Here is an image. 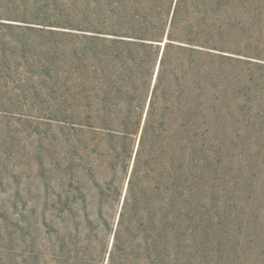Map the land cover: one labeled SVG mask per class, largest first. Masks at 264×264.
<instances>
[{
    "label": "trees",
    "instance_id": "obj_1",
    "mask_svg": "<svg viewBox=\"0 0 264 264\" xmlns=\"http://www.w3.org/2000/svg\"><path fill=\"white\" fill-rule=\"evenodd\" d=\"M261 7L0 0V174L14 123L34 124L43 188L0 264H264L257 238H207L222 134L264 108V63L229 54L264 59L238 40Z\"/></svg>",
    "mask_w": 264,
    "mask_h": 264
},
{
    "label": "rangeland",
    "instance_id": "obj_2",
    "mask_svg": "<svg viewBox=\"0 0 264 264\" xmlns=\"http://www.w3.org/2000/svg\"><path fill=\"white\" fill-rule=\"evenodd\" d=\"M259 2L262 7L259 10L253 8L256 21L250 22L247 27L252 32V39L247 42L244 33L238 40L242 41L244 50L248 43L252 50L258 49L261 56H264V0ZM229 54L264 63V59L252 55L244 57ZM247 66L246 63L241 64L243 73ZM252 66L249 64V67ZM262 109L259 101L255 100L254 103L235 106L237 119L233 121L230 133L227 135L226 129L222 134V180L218 181L220 189L215 198L217 204L211 210L218 218L223 212V222L210 227L213 234L207 236L224 238L225 241V238H231L232 245L238 244L241 239L257 238L256 244L260 243L261 247L256 249L257 254L264 250V189L261 187V184L264 185V128L259 130L257 124L250 125L247 121L250 118L256 120ZM19 110L25 111L22 107ZM15 123L10 130V136L15 137L11 146L12 155L4 161L5 169L0 174V250L8 247L7 238H26L24 233L27 231L25 224L28 211L32 206L39 210L43 194L38 137L31 135L35 125ZM258 132H262L261 137ZM247 264H251L250 258Z\"/></svg>",
    "mask_w": 264,
    "mask_h": 264
}]
</instances>
